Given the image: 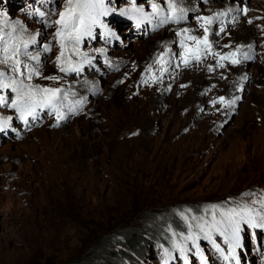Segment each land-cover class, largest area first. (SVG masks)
<instances>
[{"label":"rangeland","instance_id":"1","mask_svg":"<svg viewBox=\"0 0 264 264\" xmlns=\"http://www.w3.org/2000/svg\"><path fill=\"white\" fill-rule=\"evenodd\" d=\"M199 1L208 8L223 1L239 5L237 0ZM247 1L245 8L253 2ZM134 2L149 15L152 3L166 7V0ZM132 4L105 0L109 14L99 19L107 27L95 26L93 36L83 37L79 45L91 64H83V56L72 57L81 62V71L64 74L56 65L60 49L53 35L65 0H0V34L12 33L17 41L31 36L37 40L28 52L40 54L42 75L24 82L64 89L66 105L84 101L75 111L62 107L66 119L59 124L47 108L22 120L15 109L0 106V117L10 118L8 128L0 132V264H77L100 249L106 251L90 262L107 264L102 256L124 250L116 242L127 231L145 236L143 255L125 249L132 259H119L122 264H201V258L206 264H235L216 251L219 245L227 255L224 237L212 231L208 239L201 226L211 230L223 219L221 213L245 205L261 210L259 203L253 204L264 195L261 36L253 26L250 32L241 30V16L221 17L212 28L219 31L223 26L226 31L210 36L219 42L216 50L229 51L222 47L226 43L235 47L255 42L254 58L235 66L226 62L225 68L213 72L207 70L216 63L211 57L185 68L176 32L189 28L202 36L196 17L210 14L179 3L187 10L185 21L157 27L158 18H141L137 26L136 20L118 14ZM108 30L119 39L106 42ZM44 44L52 51L44 52ZM165 47L169 58H176L161 74V66L153 61ZM149 65L151 74L145 71ZM152 75L158 82H152ZM0 96L10 103L16 93L2 89ZM220 96L240 100L231 108L213 105ZM131 162L141 176L127 172ZM135 178L136 185L125 187L124 182ZM143 204L149 206L139 209ZM242 227L244 249L237 250L241 264H264V240L254 238L264 230ZM150 228L155 241L147 240Z\"/></svg>","mask_w":264,"mask_h":264},{"label":"snow or ice","instance_id":"2","mask_svg":"<svg viewBox=\"0 0 264 264\" xmlns=\"http://www.w3.org/2000/svg\"><path fill=\"white\" fill-rule=\"evenodd\" d=\"M179 3L180 0H166V7L152 3V13L149 15L145 13L142 7H138L133 0L131 8L121 9L118 14L136 20L137 26L141 18L151 21L153 17H156L158 18L157 27H163L170 23L178 24L186 20L187 10L184 7H179ZM231 11L229 9L227 12L221 11L210 16L201 15L196 17L199 22V28L203 30L202 36L191 34L193 30L189 28H183L176 32V36L180 38V47L183 50L179 54L180 62L185 68L191 66L193 62L201 64L211 57L215 59L216 63L215 66L209 64L207 70L213 72L215 69L225 68L226 62L235 66L254 58L255 42L236 44L235 47L231 43H226L222 47L230 50L221 52L217 51L214 47L219 42L210 39V36L217 37L226 31L223 26L219 28V31H216L212 28V25L218 22L221 17L230 15ZM247 11V8L242 9L244 15H247ZM108 14L109 9L105 7V0H65L64 10L60 12L59 19L55 21L57 27L53 35V39L60 49L59 55L56 57V65L59 72L67 74L69 72L79 73L81 71V62H74L72 57L83 56L82 63L91 64V59L80 52L79 45L83 37L93 36V28L95 26L107 27L106 25H101L99 17ZM40 15L43 16V13H40ZM253 22V20L247 21L248 24H252ZM48 26H51V24ZM261 31H264V27L261 28ZM104 37L106 42L108 38L119 39L116 32L111 30L105 31ZM36 44L37 40L35 36H31L27 40L17 41L12 33L0 34V65L4 66V68H0V90L10 88L16 93L15 100H12L10 103L7 102L8 98L0 96V106L15 109L20 114L22 120H26L27 116L35 117L37 109L43 110L47 108L55 113L57 124H59L61 120L66 119L64 113L60 111L62 107H68L69 111H75L82 106L84 101H76L74 106L66 105L64 101L67 99V93L64 89L24 82H30L34 77L38 78L42 75L40 54L32 55L28 52L29 45ZM43 51H52V46L44 44ZM99 51L103 53L104 50L100 49ZM169 53L170 49L165 47L164 51L158 53L153 61V63L161 66V74L168 72V67L165 65L170 64L171 59L176 58V54H172L171 58H169ZM21 57H25L26 60H22ZM5 69L14 73L16 78L7 76ZM145 71L151 74L152 66L149 65ZM150 78L153 83L159 80V77L154 75ZM44 79L58 82L60 78L57 76H44ZM243 79L247 80V76ZM9 81L11 82L9 83ZM142 82L147 83L148 80L142 76ZM182 87H186V85H182ZM210 90H206L202 95H206L207 91ZM238 100H240L239 96L232 99L220 96L212 100L211 103L213 105L219 104L222 108H231L236 105ZM9 120L10 118L5 119L0 117V132L8 128ZM249 195L251 194L249 193ZM257 203L260 204L261 210L245 205L240 207L239 210L232 209L221 213L220 215L223 219L210 226L211 230L206 231L201 226V231L208 239L212 238V231L224 237V241L228 245L227 255L224 254V250L219 245H216V251L220 253L225 261L231 260L235 264H241L237 250L244 249L242 235L244 227L242 226L250 229L264 230V195L258 201H253L254 205ZM254 238L264 240V231L260 233V237H255L254 234ZM187 239L193 240L194 238L193 236H188ZM193 247H196L195 243H193ZM201 264H206L203 258H201Z\"/></svg>","mask_w":264,"mask_h":264},{"label":"trees","instance_id":"3","mask_svg":"<svg viewBox=\"0 0 264 264\" xmlns=\"http://www.w3.org/2000/svg\"><path fill=\"white\" fill-rule=\"evenodd\" d=\"M111 165H112V163L110 164V166ZM127 165H128V166H126L127 172H129L131 175L139 174L141 176L140 171L137 168V165L133 164L132 162L131 163H127ZM142 172H144V171H142ZM147 174L149 175V173H147ZM125 176H126V178H128L129 175L127 174ZM142 177H144V179L150 178V176H147V175H143ZM135 180H136V178L133 179L131 182L129 180H127L128 182H124L125 187H127V188L131 187L132 188V186L136 185V183L134 182ZM148 206H146V207H148ZM143 207H144V204L141 205V207H139V209L143 208ZM146 207H144V208H146ZM46 213H47V211H43L42 212V216L45 217L44 214H46ZM148 235L149 236H147V238H148L147 240L153 239L155 241V239H157L156 237H154V229L153 228H150L148 230ZM144 239H145V236L141 232L138 233V232H128L127 231L126 232V237H124V239L121 240V241L117 240L116 245L117 246H123L125 249L132 250V251L136 252L137 255L142 256L143 255L142 247H143V244H144V242H143ZM124 250H122L121 252L110 251L112 256L104 255V256H102V261L106 260L107 264H122L121 262H119V259L126 258V261L129 262L132 259V256L126 254V252ZM104 251H106V250L105 249H100V250H98L99 253H94V254L93 253L92 254L88 253V255L85 256L84 258L80 259L77 262V264H92L90 261L94 257H96V256L100 255L101 253H103Z\"/></svg>","mask_w":264,"mask_h":264},{"label":"bare ground","instance_id":"4","mask_svg":"<svg viewBox=\"0 0 264 264\" xmlns=\"http://www.w3.org/2000/svg\"><path fill=\"white\" fill-rule=\"evenodd\" d=\"M237 2L239 3L238 6H234V4H237V3H233L232 5V4H228L223 1L221 3L220 2L216 3L212 8H208L207 6L205 7L201 6L200 5L201 2L199 0H180L181 5H185L186 7L192 5L194 7H197L198 13L207 11L208 14L211 15V14L221 12V11L227 12L229 9H231L232 11L230 14H232L233 16L234 15H237L239 17L241 16L243 18L242 26H240L241 30L250 32L249 30L253 26L256 29L257 34L261 36V39L258 41V45L260 46V48H262L261 49V53H262L264 51V31H261L260 29H258V26L260 27V25H264V0H253L252 5L249 8H247L248 10L247 15L242 14L243 13L242 9L245 8V6L243 5L244 0H237ZM243 15L245 17H243ZM248 20H253L254 22L252 24H248L247 23ZM127 34L129 35L131 33L128 32ZM137 44L139 43L137 42Z\"/></svg>","mask_w":264,"mask_h":264}]
</instances>
